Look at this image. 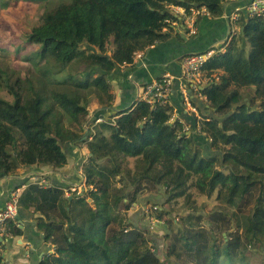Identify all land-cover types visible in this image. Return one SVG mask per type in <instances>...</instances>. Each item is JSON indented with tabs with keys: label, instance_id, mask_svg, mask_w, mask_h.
<instances>
[{
	"label": "trees",
	"instance_id": "1",
	"mask_svg": "<svg viewBox=\"0 0 264 264\" xmlns=\"http://www.w3.org/2000/svg\"><path fill=\"white\" fill-rule=\"evenodd\" d=\"M224 1L43 0L39 21L24 39L33 72L0 79V91L10 96L0 94V175L19 167L63 168L82 145L88 155L81 193L68 198L66 188L31 183L20 194L19 206L40 213L36 228L54 246L39 264H248L244 250L264 246L263 17L241 15L238 41L231 39L224 53L205 63L206 84L198 89L205 98L191 92L189 100L200 120L195 132L185 134L178 119L171 121L169 102L138 100L111 114L109 75L169 38L168 24L176 19L169 6H204L218 17ZM94 101L96 115L108 111L112 120L86 135ZM127 158L134 159L133 169ZM192 177L190 185L203 195L215 191L222 207L207 216L182 214L176 223L165 217L170 209L153 201L166 226L163 247L116 211L151 190H160L164 203L180 196L187 201ZM9 232L21 230L10 223Z\"/></svg>",
	"mask_w": 264,
	"mask_h": 264
},
{
	"label": "crops",
	"instance_id": "2",
	"mask_svg": "<svg viewBox=\"0 0 264 264\" xmlns=\"http://www.w3.org/2000/svg\"><path fill=\"white\" fill-rule=\"evenodd\" d=\"M250 1L226 0L222 3V14L220 16L210 17L205 14L198 16L197 33L195 35L188 33L184 25L181 7L170 6L176 19L168 24L169 38L141 51V55L134 58L133 64L119 66L109 75V82L114 94L111 114L132 106L141 99L143 85L168 73L173 76V86L169 96V103L173 107L171 121L178 119L183 124L185 134H191L198 130L197 126L200 120L197 111L194 113L190 110V103L184 101L182 90L180 89L185 84L182 80L181 66L183 55L205 47H219L228 36L238 41V34L233 32V26L238 28L239 32L242 28L238 22L235 25L232 24L229 14L234 8L243 7ZM240 42L237 43L239 44ZM215 74L212 75L216 76ZM202 75L204 79H207L205 69H203ZM204 85L202 84L200 87ZM190 97H192L191 91L189 100ZM198 99L204 98L199 97ZM99 112L100 107L97 104L89 110V119L86 122L87 124L92 123L89 128L96 124H101L103 120H112V118H109L108 111L104 114L105 116L96 115L97 113L101 114ZM90 133L91 129L86 130V135ZM82 146L83 148L81 149L77 147L72 149V155L68 156L67 165L63 168L54 169L50 166L39 168L19 167L12 174L0 175V207L8 199L12 190L24 191L29 184L35 183V177L45 181V185H38L40 188L51 185L63 187L67 189L64 195L71 197V192L74 191L72 188L78 190L83 182L81 172L85 160L84 154L87 153V150L84 145ZM38 215L40 213L34 212L32 207L26 209L19 206L16 225L21 230V233H11L2 241L1 262L3 264H39L44 255L53 251L54 246L44 241L43 233L36 228L35 217ZM129 220L135 225L134 219L131 220V217H129Z\"/></svg>",
	"mask_w": 264,
	"mask_h": 264
},
{
	"label": "rangeland",
	"instance_id": "3",
	"mask_svg": "<svg viewBox=\"0 0 264 264\" xmlns=\"http://www.w3.org/2000/svg\"><path fill=\"white\" fill-rule=\"evenodd\" d=\"M9 1H7L9 2V4L6 7H0V72L8 73H0V79L3 78L4 75H10L12 77L10 79H14L16 75L25 77L33 72L31 63L25 59V53L30 48L25 43L24 39L26 32L29 31L32 26L38 23L39 16L42 13L45 5L43 0ZM246 47V49H248L249 45H246ZM219 72L220 71H216L214 73ZM57 77H60V75H57ZM242 91H244L243 93L245 94H252L251 89L244 90L243 88ZM0 94L6 98H10V96L7 95L4 90H1ZM248 98L249 97H247L246 100ZM95 104V101L91 103L89 105V110L94 107ZM87 119H89V116ZM109 122V120H103L101 124L96 125L100 127L104 123ZM91 124L92 123L84 124L86 130L91 129V131H93V129L97 127L94 125L89 128ZM199 124L200 121L198 122L197 129H199ZM103 133L107 134V131H104ZM78 148L81 149L83 148V146H78ZM84 156L85 160L83 163L85 164L87 162V153L84 154ZM127 161L128 166L133 169L134 159L127 158ZM124 165L126 166V164ZM217 167L219 168L218 165ZM81 173L83 177V171ZM84 179L85 178L83 177V182L81 183V186L78 188V190H74L72 192L77 193V191H79L80 189H82L83 191V189L86 187ZM193 179L194 177H192V179L188 181L189 185L192 183ZM117 185L119 184L117 183ZM82 191L78 192L77 194L81 193ZM188 192L190 193V197L187 201L183 196H180L170 201L169 203H164L165 196H163L160 190H158L157 192L154 190H151V192L145 191L143 194H141L142 196L138 198V203H132L128 209H124L122 204H120L119 208L116 209V211L131 217V220L134 219L135 225L132 224L134 226V230L143 231V233L147 234V236H149L150 238H154V240L159 243V247H163V244L165 242L167 243L166 239H164V241L162 240L164 237V228L166 226L165 224L163 226V222L156 216V206H154L156 204L153 203V201L159 202L157 206L163 205L167 210L170 209V214H166L165 217L174 220V222L176 223L182 214L184 215L188 212L195 211L205 212L207 216L208 213L218 211L220 207H222L223 203L216 199L215 191L209 196L203 195L199 193L194 186L190 185L188 188ZM145 199H148L147 202L145 201L146 204H144ZM88 203L93 206V203ZM250 204L251 202L248 203V206H250ZM247 209L248 207L246 206L243 208L244 211H246ZM129 228L131 229L132 227H128V229ZM222 234L224 233L222 232ZM244 236L247 239L250 237L249 233L244 234ZM147 246L152 247L151 243L149 242L147 243ZM159 253H162V251L159 250L158 254ZM244 255L248 264H264V246L261 247V245L259 244L249 246L244 250ZM160 258L162 259L163 257Z\"/></svg>",
	"mask_w": 264,
	"mask_h": 264
},
{
	"label": "built area",
	"instance_id": "4",
	"mask_svg": "<svg viewBox=\"0 0 264 264\" xmlns=\"http://www.w3.org/2000/svg\"><path fill=\"white\" fill-rule=\"evenodd\" d=\"M172 6V5H171ZM170 7V6H169ZM180 7V6H179ZM171 9V8H170ZM172 10V9H171ZM182 15L184 18V25L189 34H195L197 32L196 20L200 15H209L207 9L202 7H190L188 11H185L181 7ZM246 14L248 16H261L264 18V0H251L247 5L243 7H236L229 14V19L233 25H235L241 15ZM233 32L239 33V29L233 26ZM231 41V36H228L221 46L210 47L201 52H193L183 56L182 58V80L185 82L180 87L183 94L184 101H189V90L198 97H203L198 91L202 84H206V79L203 78L202 71L204 69L207 60L215 54L224 53L227 45ZM141 55V51L135 53V57ZM173 86V76L165 73L159 78L151 80L149 83L142 86L141 99L154 106L156 103L163 104L169 102V96ZM189 108L192 112H196L195 107L189 104ZM35 183L38 185H45L43 179L35 177ZM75 190V188H72ZM82 189L79 190V192ZM78 193V192H77ZM21 192L18 189L12 190L8 199L5 201L2 207H0V238L6 239L9 235V224L17 223V212L19 208V197ZM2 241H0L1 243Z\"/></svg>",
	"mask_w": 264,
	"mask_h": 264
},
{
	"label": "water",
	"instance_id": "5",
	"mask_svg": "<svg viewBox=\"0 0 264 264\" xmlns=\"http://www.w3.org/2000/svg\"><path fill=\"white\" fill-rule=\"evenodd\" d=\"M241 30H242V29H241ZM200 88H202V87H200ZM189 92H190V90H189ZM96 119H97V118H96ZM68 198H71V197H68ZM87 201L90 202V203H93V201H92L90 198H88ZM0 241H3V239L0 238Z\"/></svg>",
	"mask_w": 264,
	"mask_h": 264
}]
</instances>
